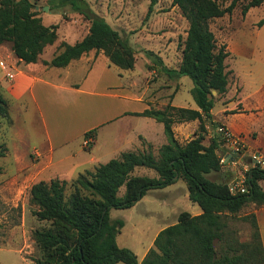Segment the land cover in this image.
<instances>
[{
    "label": "trees",
    "instance_id": "trees-1",
    "mask_svg": "<svg viewBox=\"0 0 264 264\" xmlns=\"http://www.w3.org/2000/svg\"><path fill=\"white\" fill-rule=\"evenodd\" d=\"M72 3L71 0H64ZM239 0L224 8L216 0H173L189 22L183 44L179 68L171 71L163 67L168 76L189 77L194 88L192 94L197 109L179 108L168 104L164 109L151 107L139 116L149 117L164 125L167 143L156 156L152 145L144 151L123 152L118 158L101 164L93 171L80 174L75 180L59 178L34 183L28 191L32 213L48 227L36 229L32 236L40 256L35 264H264V247L255 213L241 216L250 204L264 205V170L251 168L248 173L249 192L232 195L229 182L213 180L210 175L221 171L223 164L219 150L221 140L215 136L205 145L207 123L213 128V109L217 96L228 91L229 75L226 60L230 53L226 45H218L211 23L214 19L232 14ZM264 0H249L243 14L260 7ZM152 1L147 17L154 10ZM89 21V32L74 44L62 42L51 61V67H67L72 61L95 50L103 52L110 63L123 70H134L136 51L120 32L104 18L93 17L79 8ZM264 26V18L259 22ZM58 26L44 25L32 0H0V45L10 43L19 60L29 64L41 58L45 48L58 40ZM149 57L157 55L150 51ZM149 69H154L149 66ZM0 118L11 125L7 101L0 95ZM198 121L192 137L180 143L174 125ZM96 130L85 135L93 137ZM0 156L5 155L1 149ZM152 169L157 177L136 176L137 168ZM2 168L0 167V174ZM182 180L189 199L202 213L194 216L181 212L177 223L162 229L142 261L128 248L117 243L125 222L113 220L111 209H127L154 189H164ZM125 187L122 194L121 189ZM241 220L249 223L251 238L241 242L231 223Z\"/></svg>",
    "mask_w": 264,
    "mask_h": 264
},
{
    "label": "crops",
    "instance_id": "crops-1",
    "mask_svg": "<svg viewBox=\"0 0 264 264\" xmlns=\"http://www.w3.org/2000/svg\"><path fill=\"white\" fill-rule=\"evenodd\" d=\"M46 8L42 6L46 14L44 16L40 14V17L44 25L58 26V40L45 48L38 62L27 64L19 60L10 43L0 45L1 71L5 77L0 95L7 101L13 121L5 135L6 151L1 157L7 159L11 168H15V171L6 174L5 168L1 167L0 183L5 180L6 184H0V195L7 205L14 207L18 206L17 201L23 195H27L30 187L36 182L55 178L70 182L80 174L88 170L93 171L99 165L118 158L123 152L144 151L147 144L159 149L167 143L164 125L152 118L137 114L151 107L164 109L168 104L185 108L183 105L173 103L175 93L180 90L179 85H175V92H170L175 80L163 79V76L167 77L164 71L161 75L159 69L150 70L149 66H152L150 61H147L146 79L157 77L154 85L145 83L147 80L141 81L139 75L134 73L136 67L134 70L120 69L111 64L103 52L97 53L95 50L83 55L79 60L72 61L67 67L45 65L44 61H51L54 58L60 44L67 42L64 36L60 37V30L62 25L70 22L62 16L60 21L46 24L45 18L49 20L51 7ZM71 32L78 36L77 28H72ZM82 39L83 37H80L74 43ZM180 61L177 64L178 68ZM165 65L162 61V67ZM232 69L235 86L232 91L229 76L228 91L223 97L228 103L222 112L224 115L222 123L217 122L213 112L212 120L216 124L226 125L232 132L241 135L248 149L264 150L254 148L248 142V133L254 130L248 127V123L251 119H255V115L264 119V80L260 88L246 96L245 101L243 100L245 83L242 78L251 79L255 69L251 65L247 68L241 67L240 71L232 65ZM8 72L14 74L13 79L7 77ZM160 80H165L167 85L160 83ZM162 84L165 88L161 90L168 91L166 94H160ZM251 100L253 103L247 104ZM230 103H234V106L229 107ZM24 114L29 116L30 124L32 116H36L39 129L33 134L26 130L23 134L17 133V140H14L12 133L19 119L26 120L22 117ZM239 121L244 123L243 127L235 123ZM198 126V121L176 123L174 125L176 139L180 143L187 142L195 136ZM206 127L208 132L204 143L209 145L215 137V127L213 128L211 123H207ZM92 130L96 131L91 137L92 142L87 146L85 135ZM253 141L264 147V141L258 139V136ZM31 142L34 146L28 150L27 147ZM221 149L223 151V148ZM24 162L28 163L27 170L19 171L20 164ZM233 171L235 168L226 163L223 164L220 172L213 173L210 177L216 175L217 181L229 182L233 178ZM47 173L49 177L44 179ZM40 178L41 180H38ZM201 213L202 210L192 215L197 216ZM255 213L264 247V208L256 210ZM17 227L26 232L27 225L24 218ZM18 248V253L24 255V247L20 245ZM149 249L145 251L142 259ZM23 262L32 263L26 257Z\"/></svg>",
    "mask_w": 264,
    "mask_h": 264
},
{
    "label": "rangeland",
    "instance_id": "rangeland-1",
    "mask_svg": "<svg viewBox=\"0 0 264 264\" xmlns=\"http://www.w3.org/2000/svg\"><path fill=\"white\" fill-rule=\"evenodd\" d=\"M71 1L72 3L65 2L64 0H32L36 6V10L43 16L46 12L42 10V6L44 8L51 7L50 14H48L49 20L45 18L46 24L56 23V21L62 19V16L70 21L69 24L62 25L60 30V37L64 36V39L70 44L80 37H84L90 25L81 12L77 11L78 8L93 17L104 18L112 28L120 32L123 38L136 51L137 62L134 73L139 75L141 81L147 80V61L151 62L154 69H159L158 71L161 72V75L163 73L162 64L152 63L156 62V59L155 57H149L147 52H154L160 60L164 61L165 67L171 71L178 68L177 64L181 60L189 22L183 16L180 8L173 5V0H154L156 4L149 17H147V14L153 0ZM216 1L226 8L231 5L233 0ZM248 2L249 0H239L232 14L214 19L210 26L215 34L218 45H226L230 53L226 64L230 72L232 91L235 86L232 65L235 66L237 71H240L241 67L245 66L247 68L249 65L255 69L254 76L251 79L242 78L245 83L243 96V100L245 101L246 96L251 91L260 88L264 80V26L259 27L258 25L264 18V3L260 7L250 9L244 15L242 10ZM72 28H77L78 36L71 32ZM168 78L175 80L174 86L169 90L170 92H175L176 84L179 85L180 89L175 93L176 96H174L173 103L183 105L185 108L196 109L197 106L192 94L194 88L193 81L186 76L176 79L171 73L167 77L163 76V79L167 80ZM4 79L0 62V91L5 83ZM156 79L157 77L151 78L145 81V83L154 85ZM160 83L167 85L165 80H160ZM161 86L160 90L165 88V85L162 84ZM166 92L168 91L163 89L160 94H166ZM215 95L217 96V102L213 113L217 122L222 123L224 116L222 112L228 101H224V96ZM249 103H253V101H248L247 104ZM228 106L232 107L234 103H230ZM22 117H25L26 120H18L15 129L17 132L14 131L12 133L14 140H17V133L23 134V131L26 130L31 131L30 133L33 134V132L39 129L36 116H32L31 124L29 116L24 114ZM254 118L248 123V127L256 131L253 130L251 133H248V142L254 148L264 149L262 145H258L253 141L257 136L258 139L264 141V119L256 115ZM235 123L242 127L244 126L242 121ZM9 127H11V124L6 119L0 118V146L4 151L6 149L4 138ZM33 146L34 144L31 142L27 149L30 150ZM158 150L157 148L152 149L156 156L158 155ZM221 150H219L220 153L222 152ZM20 166L21 169H18L19 171L25 170L28 168V163H21ZM0 167L5 168L4 173L6 174L13 172L15 169L11 168L7 159L1 156ZM48 175L49 173L45 175L44 179H47ZM134 175L157 177V173L154 170L142 167L137 168ZM211 178L215 181L218 180L216 175H212ZM38 180H41V178ZM0 184H6L5 180L1 181ZM262 187L264 189V182L262 183ZM124 191L125 187L121 189V193L123 194ZM17 202L18 206L16 207L7 205L2 195H0V248H2L0 251V264H27L23 262L25 257L28 261L32 262L31 264H35L34 258L39 257L40 253L36 249L32 233L36 229L48 227V222H42L33 215V207L29 204L27 195H23ZM263 208L264 205L256 207L254 204H250L242 210L240 215L244 216L255 213L256 210ZM181 212H188L190 214L201 212V208L190 201L188 190L182 180L164 189L150 190L142 200L131 208L111 209L110 216L112 219H121L125 222V226L117 236L118 245L122 248L131 249L140 261L145 251L152 247L157 234L162 229L175 224L177 221L176 217ZM23 218L27 225L26 232L19 230L17 227L22 223ZM231 226L237 232V237L241 242L250 240L251 229L249 223L234 220ZM9 243L12 245H9ZM20 245L24 247V255L18 253ZM27 251L30 253H27Z\"/></svg>",
    "mask_w": 264,
    "mask_h": 264
},
{
    "label": "built area",
    "instance_id": "built-area-1",
    "mask_svg": "<svg viewBox=\"0 0 264 264\" xmlns=\"http://www.w3.org/2000/svg\"><path fill=\"white\" fill-rule=\"evenodd\" d=\"M9 79L14 78V74L7 73ZM214 134L222 143L224 150L219 155L222 164H231L235 168L233 178L229 181V190L232 195L247 194L249 192L248 173L251 168H260L264 170V150L248 149L244 138L237 135L224 124H217L214 128ZM92 138L86 140L88 146ZM247 160V161H246Z\"/></svg>",
    "mask_w": 264,
    "mask_h": 264
},
{
    "label": "water",
    "instance_id": "water-1",
    "mask_svg": "<svg viewBox=\"0 0 264 264\" xmlns=\"http://www.w3.org/2000/svg\"><path fill=\"white\" fill-rule=\"evenodd\" d=\"M45 9H47V8H45ZM216 94V93H215Z\"/></svg>",
    "mask_w": 264,
    "mask_h": 264
}]
</instances>
